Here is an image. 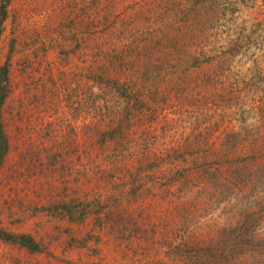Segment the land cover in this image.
Here are the masks:
<instances>
[{"label": "rangeland", "instance_id": "1", "mask_svg": "<svg viewBox=\"0 0 264 264\" xmlns=\"http://www.w3.org/2000/svg\"><path fill=\"white\" fill-rule=\"evenodd\" d=\"M92 1L11 0L9 5L0 60L11 61L12 92L4 109L11 151L0 170V223L11 233L32 235L44 253L31 255L0 242V264H174L156 241L174 239L172 232L180 225L188 222L190 238L210 241L221 228L242 224L247 209L264 217V160L253 188H238L228 202L215 203L213 183L194 176L178 185L179 196L165 195L167 188H162L132 201L125 172L110 164L96 144L97 129L111 115L102 102L92 104L89 75L94 67L108 65L107 53L120 39L128 45L140 36L128 14L148 7L151 12L153 0H95L98 15ZM237 1L240 10L223 18L205 45L213 55L230 44L242 48V54L228 66L221 61L193 70L187 84L170 95L148 94L162 110L156 122L137 125L149 132V152H160L163 145L198 150L199 144L203 158L220 160L214 154L232 147L236 157L249 156L241 162L254 165L251 148L264 146V0ZM91 21L101 25L99 50L89 35ZM237 138L243 142L239 149L232 141ZM192 143L198 147L191 148ZM191 169L196 167L191 164ZM164 173L157 177L163 179ZM147 182L143 177L149 189ZM78 198L119 200L126 218L145 211L155 236L126 241L120 234L100 233L93 221L72 225L42 210Z\"/></svg>", "mask_w": 264, "mask_h": 264}, {"label": "trees", "instance_id": "2", "mask_svg": "<svg viewBox=\"0 0 264 264\" xmlns=\"http://www.w3.org/2000/svg\"><path fill=\"white\" fill-rule=\"evenodd\" d=\"M10 3L11 0L0 2V39L9 19ZM91 4H94V13L98 15L96 1ZM150 6L151 12L148 7L147 10H135L132 16L128 14L134 24L137 23L138 29L135 31H139L141 37H134L128 45L120 39L114 44L112 52L107 53L111 54L106 56L108 65L94 67L89 75L94 96L92 104L96 107L97 101L102 102L103 106L106 105V113L111 115L108 120L103 119V124L97 129L96 144L102 153L107 152L106 158L110 164H119L118 168L125 172L128 195L133 198V202L145 198L146 193L150 192L147 190L162 188H167L165 195L179 196L182 193H179L178 185L188 183L190 176L213 183L216 188L213 195L215 203L228 202L238 188L249 187V184L251 188L256 179L260 178L264 146L251 148L250 159L254 162L252 167L240 161L249 156L242 159L236 157L232 147L222 153H213L220 156V160L203 158L199 144L198 150L177 145H171L168 149L163 145L160 152L151 153L150 142L147 141L149 132L145 129L140 131L137 125L142 121L154 123L162 115L160 105L150 100L149 93L170 95L175 89L187 84L193 70H200L205 65L212 68L221 61V64L228 66L231 60L242 54V48L230 44L226 51L213 55L206 51L208 45H205L223 18H233L237 14L239 3L237 0H153ZM104 15L107 21L109 14ZM93 21L89 35L95 36L99 45H95L94 50H99L102 46L99 31L101 25ZM64 39L68 40V37ZM120 47L122 49L118 50ZM10 68V60L6 63L0 60V170L11 151L4 120V109L12 92ZM232 141L237 144L236 149L243 145L239 138ZM198 146L192 143L191 148ZM178 149L185 153L179 154ZM190 155L199 160L194 161L195 157L189 159ZM191 164L196 169H191ZM163 169L166 173L164 180L157 177ZM218 170L224 173V180H221L222 173L217 175ZM143 177L149 179V189L142 185ZM114 208L118 210V216ZM42 210L60 216L72 225L93 221V226L100 233L107 231L113 237L120 234L122 240L126 241L138 235L148 239V234L154 237L156 233L155 225L147 222L149 217L143 216L145 211L136 217H123L126 209L122 208L119 200L112 198H78ZM243 217L242 224L221 228L217 237L210 241L190 238L185 229L188 225L186 222L185 227L180 225L172 232L175 240L158 237L156 242L160 251L165 250L174 264H264V217H258L251 208L245 211ZM127 232L129 234L124 236ZM96 240L100 243L101 237ZM0 242L23 249L31 255L44 253L42 244L32 235L11 233L1 223Z\"/></svg>", "mask_w": 264, "mask_h": 264}]
</instances>
